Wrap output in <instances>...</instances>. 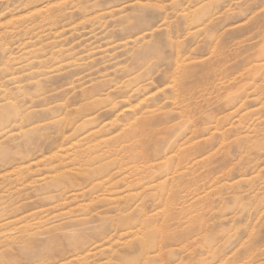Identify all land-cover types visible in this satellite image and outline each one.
I'll return each mask as SVG.
<instances>
[{
	"label": "rangeland",
	"instance_id": "374dc122",
	"mask_svg": "<svg viewBox=\"0 0 264 264\" xmlns=\"http://www.w3.org/2000/svg\"><path fill=\"white\" fill-rule=\"evenodd\" d=\"M0 228V264H264V0H0Z\"/></svg>",
	"mask_w": 264,
	"mask_h": 264
},
{
	"label": "bare ground",
	"instance_id": "6f19581e",
	"mask_svg": "<svg viewBox=\"0 0 264 264\" xmlns=\"http://www.w3.org/2000/svg\"><path fill=\"white\" fill-rule=\"evenodd\" d=\"M7 50V49H6ZM259 68V67H258ZM137 88V87H136ZM134 90V89H133ZM5 97V96H4ZM6 120V119H5ZM6 122V121H5ZM19 124V123H18ZM22 130V128H21ZM16 221H19V220H16ZM7 222V221H6ZM1 229V228H0ZM149 246V245H148ZM144 254H145V250H144Z\"/></svg>",
	"mask_w": 264,
	"mask_h": 264
}]
</instances>
